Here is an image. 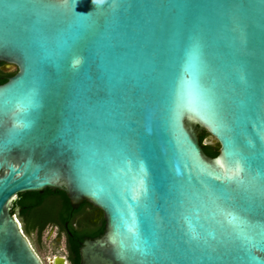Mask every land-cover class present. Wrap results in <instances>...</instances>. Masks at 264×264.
<instances>
[{
  "label": "water",
  "instance_id": "obj_1",
  "mask_svg": "<svg viewBox=\"0 0 264 264\" xmlns=\"http://www.w3.org/2000/svg\"><path fill=\"white\" fill-rule=\"evenodd\" d=\"M0 64V264L45 190L103 215L79 264H264V0H0Z\"/></svg>",
  "mask_w": 264,
  "mask_h": 264
},
{
  "label": "trees",
  "instance_id": "obj_2",
  "mask_svg": "<svg viewBox=\"0 0 264 264\" xmlns=\"http://www.w3.org/2000/svg\"><path fill=\"white\" fill-rule=\"evenodd\" d=\"M13 74L0 72V85L5 83ZM208 138L204 132L198 134L199 145L203 153L209 158H214L217 156L219 148L217 144L209 143ZM71 211L69 201L62 192L45 190L42 195L36 193L19 194L11 205L10 214L16 216L22 224L23 233L27 238L35 232L39 239L49 225L59 224L62 227ZM102 231L103 227L101 226L95 235L97 236ZM69 232L74 235V239L70 240L72 262L79 264L77 245L83 240L84 235L74 233V229L71 228H69Z\"/></svg>",
  "mask_w": 264,
  "mask_h": 264
},
{
  "label": "flooded vegetation",
  "instance_id": "obj_3",
  "mask_svg": "<svg viewBox=\"0 0 264 264\" xmlns=\"http://www.w3.org/2000/svg\"><path fill=\"white\" fill-rule=\"evenodd\" d=\"M12 68L10 65L0 64V72L9 74V69ZM86 204V205H85ZM72 208V207H71ZM104 229V220L102 213L90 206L89 204L82 202L77 207L72 208L71 213L67 217V221L60 227V225H49L46 229L53 230L56 235H58L57 241L60 243L56 244V248H54V253L60 254L61 256H57L53 254V256L43 264H73L72 257L70 254L71 251V239H74V235L69 232V228L74 229V233L79 235H84L83 239H94L99 237L100 234L95 235L101 228ZM83 240L78 242V250L80 248V244ZM35 250V249H34ZM36 251V250H35ZM37 253V251H36ZM38 254V253H37Z\"/></svg>",
  "mask_w": 264,
  "mask_h": 264
},
{
  "label": "rangeland",
  "instance_id": "obj_4",
  "mask_svg": "<svg viewBox=\"0 0 264 264\" xmlns=\"http://www.w3.org/2000/svg\"><path fill=\"white\" fill-rule=\"evenodd\" d=\"M12 70V68L9 69L10 72H12ZM208 142L213 144L210 139H208ZM58 238V235H56L53 230L45 229L39 239L35 232L32 233L28 239L32 247L37 251L40 259L43 263H46L53 256V254H55L54 248H56L57 243H60V241H57ZM55 255L61 256L57 253Z\"/></svg>",
  "mask_w": 264,
  "mask_h": 264
},
{
  "label": "snow or ice",
  "instance_id": "obj_5",
  "mask_svg": "<svg viewBox=\"0 0 264 264\" xmlns=\"http://www.w3.org/2000/svg\"><path fill=\"white\" fill-rule=\"evenodd\" d=\"M240 171H241L240 165H239V163H237L235 172L230 174L227 177V179L232 180V179L238 177L240 174ZM229 215L232 216V220L236 222L234 225L235 227L241 228V230H243L244 227H246V222L242 218L233 216L231 213Z\"/></svg>",
  "mask_w": 264,
  "mask_h": 264
}]
</instances>
